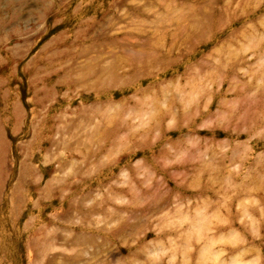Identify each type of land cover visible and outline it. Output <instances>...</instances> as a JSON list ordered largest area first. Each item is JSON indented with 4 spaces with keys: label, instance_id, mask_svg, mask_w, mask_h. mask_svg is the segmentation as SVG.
<instances>
[{
    "label": "rangeland",
    "instance_id": "1",
    "mask_svg": "<svg viewBox=\"0 0 264 264\" xmlns=\"http://www.w3.org/2000/svg\"><path fill=\"white\" fill-rule=\"evenodd\" d=\"M0 264H264V0H0Z\"/></svg>",
    "mask_w": 264,
    "mask_h": 264
},
{
    "label": "bare ground",
    "instance_id": "2",
    "mask_svg": "<svg viewBox=\"0 0 264 264\" xmlns=\"http://www.w3.org/2000/svg\"><path fill=\"white\" fill-rule=\"evenodd\" d=\"M134 53V52H133Z\"/></svg>",
    "mask_w": 264,
    "mask_h": 264
}]
</instances>
